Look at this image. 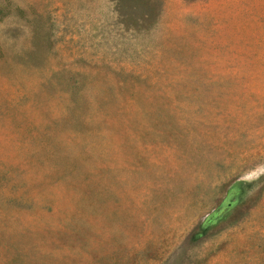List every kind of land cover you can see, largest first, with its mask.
Wrapping results in <instances>:
<instances>
[{
  "label": "rangeland",
  "instance_id": "1",
  "mask_svg": "<svg viewBox=\"0 0 264 264\" xmlns=\"http://www.w3.org/2000/svg\"><path fill=\"white\" fill-rule=\"evenodd\" d=\"M0 264H264V0H0Z\"/></svg>",
  "mask_w": 264,
  "mask_h": 264
}]
</instances>
